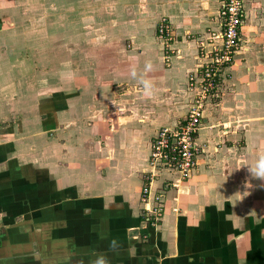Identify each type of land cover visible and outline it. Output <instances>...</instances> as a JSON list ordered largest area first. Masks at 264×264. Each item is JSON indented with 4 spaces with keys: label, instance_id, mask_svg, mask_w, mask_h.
I'll return each mask as SVG.
<instances>
[{
    "label": "crops",
    "instance_id": "crops-1",
    "mask_svg": "<svg viewBox=\"0 0 264 264\" xmlns=\"http://www.w3.org/2000/svg\"><path fill=\"white\" fill-rule=\"evenodd\" d=\"M218 7L0 0V264H264V181L240 199L250 173L235 169L264 153V0L244 1L245 46L222 103L206 112L197 171L161 174L153 203L141 196L152 136L187 108L198 63L186 34H202ZM161 18L178 36L167 65ZM159 193L164 211L151 227L145 208Z\"/></svg>",
    "mask_w": 264,
    "mask_h": 264
},
{
    "label": "built area",
    "instance_id": "built-area-1",
    "mask_svg": "<svg viewBox=\"0 0 264 264\" xmlns=\"http://www.w3.org/2000/svg\"><path fill=\"white\" fill-rule=\"evenodd\" d=\"M217 1L219 7L216 20L219 22V28L217 33L213 32L209 36L213 40L209 45H212L213 48L208 52L203 46L204 42L200 43L198 56H196L198 65L190 72L192 73L189 78L190 85H196L193 87L194 95L191 109L186 118L175 127L160 128L151 138L150 170L143 176L145 181L141 196L144 203L149 204L150 202L151 183L155 177L161 173L169 175L178 173L181 180H186L192 176L199 165L200 156L205 154L206 148L198 140L204 118L203 102L205 99H211L216 95L215 90L219 88L220 81L222 82L220 78L223 76L222 70L229 66L232 55L237 53L241 46V28L245 13V0ZM172 32L170 24L166 23L165 20L159 23L158 34L161 39L172 40L174 36ZM164 43L169 50L173 51L169 41H164ZM216 44L220 48H216ZM163 59L168 60L169 56L165 54ZM168 184L173 185V181L168 180ZM161 195L162 193L155 194V199H159L158 204L145 208L147 219H152L150 215H154L156 220L159 219L156 217V213L160 216L163 210ZM152 224L154 226V221Z\"/></svg>",
    "mask_w": 264,
    "mask_h": 264
},
{
    "label": "rangeland",
    "instance_id": "rangeland-1",
    "mask_svg": "<svg viewBox=\"0 0 264 264\" xmlns=\"http://www.w3.org/2000/svg\"><path fill=\"white\" fill-rule=\"evenodd\" d=\"M2 1V0H1ZM65 19V16L64 17H62V19ZM63 19V20H64ZM217 18H215L214 19V21L213 22H211V24L209 25V26H207L206 28H205V31L201 34V33H193V32H188L187 34H186V39H188V40H194V41H196V48H197V50H196V56H198V48L200 47V43L201 42H204V44H203V46H204V48H205V50L206 51H210V50H212V45H209V44H211V41H213V40H211L210 39V34L211 33H217L218 32V28H219V22H218V20H216ZM163 20H165V22L166 23H168V24H170V28H171V30L173 31L172 33L174 34V36H173V39L172 40H163V39H161L160 37H159V34H158V26H159V23L161 22V21H163ZM154 31H155V38H156V40H157V42L162 46V49H161V52H162V56L163 55H168L169 56V59L168 60H166V59H163V61H164V63L167 65V61H169L170 60V56H173V55H175L177 52V50L174 48V43L176 42V40H177V38H178V36L175 34V32H174V30H173V27H172V25H171V23L168 21V19H166V18H161L157 23H156V25H155V28H154ZM205 33V34H204ZM200 38V39H199ZM202 40V41H201ZM164 41H169L170 42V44H171V47L173 48V51H171V50H169L166 46H165V43H164ZM241 46H240V48H239V50H238V52L237 53H235V54H233L232 55V59H231V62L229 63V66H227V67H225L223 70H222V75L223 76H221L220 78H221V80H222V82L220 81V85H219V88H217L216 90H215V96H213L211 99H205V101L203 102V109H204V118H203V120H202V124H201V128H200V130L202 129V127L204 126V119H205V115H206V112L208 111V109H211V107H214V106H218L219 104H221L222 103V101H223V98H224V95L226 94V92L228 91V89L230 88V81H231V78H232V71L230 70V65H232V61H233V59H234V57L235 56H237L236 54H238L241 50H243L242 48L245 46V41H244V39L242 38L241 39V44H240ZM216 48H220L219 47V45L218 44H216ZM166 47V48H165ZM245 50V49H244ZM200 53H201V49H200V52H199V55H200ZM196 61H197V63H198V59H196ZM228 65V64H227ZM196 68V67H195ZM194 68V69H195ZM191 74L192 73H189V75H188V77H187V93H188V98H189V100H188V103L186 104V102H185V104H186V106H187V108H185V113L183 114V116H182V119H180L181 121L184 119V118H186V116H187V114L189 113V111H190V109H191V106H192V104H193V95H194V91H193V87H195L196 85L194 84V85H190V76H191ZM223 79H224V81H223ZM192 82V81H191ZM197 87H199V84H197ZM178 123V122H177ZM165 127H175V125H172V126H165ZM161 128H163V127H161ZM160 129V128H159ZM158 129V130H159ZM157 130V131H158ZM157 131L155 132V134L157 133ZM200 132V131H199ZM154 134V135H155ZM153 135V136H154ZM153 138V137H152ZM151 142V141H150ZM200 142V141H199ZM201 143V142H200ZM203 145H204V147L205 148H207V145H206V143H202ZM149 145H150V143H149ZM149 149H150V147H149ZM206 153H207V149L205 150V154L204 155H206ZM149 154H150V150H149ZM204 155H201L200 156V160L202 159V158H204L205 156ZM147 160H148V164H149V156H148V158H147ZM200 165V164H199ZM199 165L196 167V170L195 171H197V169H198V167H199ZM194 171V172H195ZM193 172V173H194ZM162 174V176L164 177L165 175H163V173H161ZM161 174H160V176H161ZM176 175L178 176L179 174L178 173H176ZM167 176V175H166ZM179 178H180V176H178ZM155 178H159V177H155ZM188 179V178H187ZM168 183V182H167ZM165 183L162 185L163 187H162V190H163V188H165ZM167 185H169V187H172V185H170V184H167ZM169 187H167V188H169ZM142 188H143V186H142ZM141 188V189H142ZM157 191V190H156ZM160 192H162V191H160ZM162 198V201H161V204H163V207H162V211H161V215L159 216L156 212V217L157 218H159L158 220H156L155 219V216L153 217L152 215H150V217L152 218V219H148L147 221H148V223L151 225V227H153V221H154V226H156L160 221V218L162 217V215H163V211H164V204H165V198H164V196L163 197H161ZM155 203H154V205H156V204H158V202H159V199L157 200V199H155V201H154ZM151 204L153 203V202H150ZM152 206V205H151ZM159 225V224H158ZM143 238L145 239L146 238V236L145 235H143Z\"/></svg>",
    "mask_w": 264,
    "mask_h": 264
},
{
    "label": "clouds",
    "instance_id": "clouds-1",
    "mask_svg": "<svg viewBox=\"0 0 264 264\" xmlns=\"http://www.w3.org/2000/svg\"><path fill=\"white\" fill-rule=\"evenodd\" d=\"M152 68L153 65L151 61L146 62L144 66L145 74L151 72ZM131 76L133 79L137 77V72L135 69L132 70ZM140 83L143 85L145 95L150 97L152 95L153 82L149 79L144 78L140 80ZM241 166H247L248 172L250 173V178H247L244 181L245 191L243 192V195L240 196V199H242L243 196L249 194L248 189L252 188L253 186L251 183L252 179L264 181V153L260 154L252 164L249 165L246 163H241L235 169H239ZM110 246L115 249L117 247L116 242L112 241ZM96 264H107V261L103 257H101L97 259Z\"/></svg>",
    "mask_w": 264,
    "mask_h": 264
},
{
    "label": "bare ground",
    "instance_id": "bare-ground-1",
    "mask_svg": "<svg viewBox=\"0 0 264 264\" xmlns=\"http://www.w3.org/2000/svg\"><path fill=\"white\" fill-rule=\"evenodd\" d=\"M12 75V74H11Z\"/></svg>",
    "mask_w": 264,
    "mask_h": 264
}]
</instances>
